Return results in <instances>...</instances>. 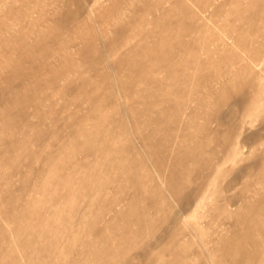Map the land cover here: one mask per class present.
Instances as JSON below:
<instances>
[{
    "label": "rangeland",
    "instance_id": "obj_1",
    "mask_svg": "<svg viewBox=\"0 0 264 264\" xmlns=\"http://www.w3.org/2000/svg\"><path fill=\"white\" fill-rule=\"evenodd\" d=\"M261 202L264 0H0V264H264Z\"/></svg>",
    "mask_w": 264,
    "mask_h": 264
},
{
    "label": "bare ground",
    "instance_id": "obj_2",
    "mask_svg": "<svg viewBox=\"0 0 264 264\" xmlns=\"http://www.w3.org/2000/svg\"><path fill=\"white\" fill-rule=\"evenodd\" d=\"M255 4V3H254ZM253 4V5H254ZM256 5H258V4H256ZM259 8V6H256V10ZM252 8H254V7H252ZM255 10V11H256ZM251 11H253V9L251 10ZM161 24V23H160ZM162 25H163V23H162ZM164 27H167L166 25L164 26ZM179 27V26H178ZM180 29L182 28V27H179ZM170 29V28H169ZM168 29V32L170 31ZM166 30H167V28H166ZM184 30V29H183ZM183 32V31H182ZM166 38H167V41H169L168 39H170V37H168V36H166ZM165 38V39H166ZM177 39V38H176ZM163 40H164V37H163ZM162 42H164V41H162ZM164 44L165 45H167V43H165L164 42ZM144 52V51H143ZM149 53V52H148ZM150 54V53H149ZM150 56V55H149ZM148 56V57H149ZM147 57V56H146ZM162 57H165V56H162ZM170 59V58H169ZM133 61H135V60H133ZM169 61V60H168ZM138 62H141V61H138ZM132 62H130V64H131ZM134 64L136 63V62H133ZM133 63H132V65H133ZM139 64V63H138ZM137 63H136V65H138ZM141 64L143 65V63L141 62ZM132 67H134V68H136V70L138 69V70H140L139 68H137V67H135V65L134 66H132ZM139 67H140V65H139ZM140 68H144L143 66H141ZM175 69V68H174ZM143 70V69H142ZM145 70V69H144ZM145 79V78H144ZM143 81H145V80H143ZM20 88V87H19ZM18 88V89H19ZM176 192L178 193V191H177V189H176ZM255 209L256 210H258V212L259 213H261V215H264V202H261V203H259L256 207H255ZM261 224H263V222H261V220H257V219H251L250 220V222H248V227H247V229H246V238L244 239V240H242L241 241V243H240V245H241V249L242 248H244L245 247V245H246V243H250L249 241L252 239V228L254 227V226H258V225H261ZM259 245V243L258 242H256V241H254V244H253V246L255 247V246H258Z\"/></svg>",
    "mask_w": 264,
    "mask_h": 264
}]
</instances>
